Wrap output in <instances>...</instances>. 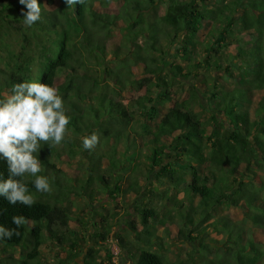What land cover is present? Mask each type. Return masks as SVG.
Instances as JSON below:
<instances>
[{
    "label": "trees",
    "instance_id": "obj_1",
    "mask_svg": "<svg viewBox=\"0 0 264 264\" xmlns=\"http://www.w3.org/2000/svg\"><path fill=\"white\" fill-rule=\"evenodd\" d=\"M105 1L0 0V18L22 34L20 48L9 55V78L0 82V101L27 127L0 129V249L24 246L25 264H47L42 245L63 247L71 240V251L58 253V264L80 263L79 242L70 236L73 211L63 204L71 189L58 177L62 169L52 157L62 155L55 142L79 152L84 135L101 191L114 186L115 198L143 196L128 222L142 244L118 234L133 264H264V0H145L152 9L148 19ZM126 3L137 8L141 0ZM117 28L136 44L129 59L120 53L109 57L106 38ZM171 46L186 65L168 57ZM183 68V76L196 77L207 89L205 101L195 82L187 96L178 97L176 74ZM152 77L158 79L154 84ZM4 91L13 99L4 98ZM126 92L133 93L128 103ZM40 113L47 134L37 123ZM52 115L70 136L56 130ZM109 142L108 154L102 153L101 144ZM106 155L110 167L101 171ZM40 165L55 180L48 175L42 183ZM154 182L167 186L162 195ZM161 196L173 206L158 203ZM223 207L242 215L218 212ZM169 218L179 240L199 243L187 249L186 259L184 243L174 249L173 261L151 246H161L156 227ZM94 226L91 237H110L108 218ZM99 252L90 247L83 264H114L111 253L106 263Z\"/></svg>",
    "mask_w": 264,
    "mask_h": 264
},
{
    "label": "rangeland",
    "instance_id": "obj_2",
    "mask_svg": "<svg viewBox=\"0 0 264 264\" xmlns=\"http://www.w3.org/2000/svg\"><path fill=\"white\" fill-rule=\"evenodd\" d=\"M11 3L15 2L16 0H10ZM105 1V0H104ZM119 3L120 6H117V8H120V10L127 8V10L134 11H140L144 13V16L146 19L149 17L153 18L152 16V9L150 8V4L146 2L145 0H141V3L135 8V6L132 7V4L129 5L126 3V0H114V3ZM105 3L110 4L111 7H115L117 4H114L113 1H105ZM59 9V8H58ZM7 10H3L2 15H5ZM60 16H63V13L61 10L58 11ZM4 17V16H3ZM124 23V20H122ZM208 26H206L202 32L198 35V40L196 42V48L198 51H201L202 45L206 40V32L208 30ZM117 31V32H116ZM115 35L112 37L111 40L106 38L107 44L112 48L110 51L109 57L112 59L116 58L115 53H120L121 56L123 54H126L129 58L132 56L130 55L132 49L136 48V44L133 43L132 38L126 37V35H123L122 29L119 30L116 29ZM135 37V36H134ZM137 39V38H135ZM144 38L142 36L137 39L138 43L143 44ZM22 43V34L21 32H17L14 29H12L10 26H8V23L0 18V82L3 80H6L9 78V73L12 70V66L14 65V62L9 59V55H11L12 50H18L20 48V45ZM130 47V48H129ZM168 57H171L173 62L176 64L181 65L182 67L186 65V62L181 59L180 55L178 54L176 50V46H171L167 49ZM155 54V53H154ZM134 59V58H133ZM10 60V62H9ZM10 63V64H9ZM134 63V62H133ZM111 64V65H115ZM128 64L134 67V65H137L134 63L131 64V61H128ZM33 72L32 75L34 76L37 72V66L34 64L33 66ZM170 70V68H169ZM135 73H137L136 78H140L142 74L137 72V68H134ZM186 72V70L183 68L182 71H180L181 74H176L177 78L179 79V82L175 84L174 90L178 92V97H185L189 94L190 88L192 87V84L194 82L196 85L200 88L199 91H202L204 93L203 100L205 101L206 97L208 96L205 90H207L198 80H195L196 77H186L183 76V73ZM158 79L156 77H152L151 84L156 83ZM150 84V85H151ZM144 87L143 89H140L139 92L145 91ZM134 91V89L132 90ZM30 91H27L29 93ZM201 92V93H202ZM200 93V94H201ZM4 95V98H6L8 101L13 99L12 95L9 92L4 91L1 93V95ZM133 93L126 92L124 103H128L130 100V97ZM138 95V93L136 94ZM135 95V96H136ZM24 106V105H23ZM45 115L39 114V117L37 119V123L39 122L47 134L48 127L45 125ZM55 118L56 120H54ZM52 125L56 127V130L58 132L61 131V133H65L67 136H70L72 134V131H65L62 127H60L63 124V121L58 120L55 115H52ZM0 129H5L9 133L18 132V131H24L27 129L26 125L21 123L19 121V117H16L15 114L11 115L8 109L1 103L0 101ZM94 131H97L95 129ZM209 131V130H208ZM97 133V132H95ZM94 133V137H97ZM99 136V135H98ZM31 139V137H30ZM80 140L83 141L81 144L82 146H79V152H73L74 147L66 146L64 147V144L55 142V144L58 146L59 150L61 151L62 155L60 157H52L54 161L58 164V167L61 170V172L58 173V177L63 181V185H65V188L71 189L69 197L63 202V204L70 206L72 209V217L75 220H72L70 223L71 226V233L70 236L73 237L72 239L76 238L79 242V246L76 247L77 250L82 251V256L78 257L76 260H78L80 263L83 264L84 259L88 254V251L90 247H94L96 249H99L98 259L101 261H105L106 263H109L110 258L108 257V254H112V262L114 264H133V261L128 254L127 250L122 249V245L119 243L118 240V234H127V236L135 242L136 245H141L142 242L139 241L135 237V231L128 226V222L132 219L136 218V213L134 206L135 204L143 198L142 195H135V194H128V196H125L124 194H114L117 195V198L112 196L111 188H108L107 191L103 192L100 188V182L98 179H96L94 172L91 170L92 161L87 156V153L85 152L87 150V146L85 144L86 137L84 135L80 136ZM97 140V139H96ZM112 142L109 143H102L101 148L99 150L102 153L108 154L109 149L112 146ZM125 145L123 144V147ZM41 151H43L41 149ZM108 155H106L102 162L99 164V168L101 171H103L106 167H110L108 163ZM118 171V170H117ZM119 172V171H118ZM125 176V180H129L127 177H129L128 171L123 172ZM51 175L54 178V174L52 170H49V174L46 172V168L42 165H40L38 169V178L42 183H46V180H48L49 176ZM37 176V175H36ZM127 182V181H126ZM128 183V182H127ZM103 184V183H102ZM156 191L162 195L163 192H165L166 185L160 184L159 182H154ZM105 186V184H104ZM154 186V185H153ZM98 194H94L93 198L90 196V192H98ZM101 191V192H100ZM182 194H180L181 196ZM26 198H30L29 195H25ZM163 202L162 196L159 197L158 203ZM165 203V206L167 208H170L173 206V203L171 201L168 202V200H165L163 204ZM160 205V204H159ZM169 205V206H167ZM164 211V210H163ZM166 212V211H164ZM176 210L173 209V213H175ZM218 212L220 213H230L233 217H240L241 211L238 209H230V208H221ZM102 216L105 218H108L109 222L111 223V234L110 237L106 241L102 240H96L95 238L90 236V233L94 230V224L98 223L102 220ZM176 217V213L174 214ZM82 219V221H80ZM176 223L178 218H175ZM172 221V218L168 219V222L166 224H158L156 227V231L160 235V240H158V243H161V246L157 244V241L152 243L151 246L153 250L164 253L166 256H168L170 261L175 260L177 257L174 249L177 246H180L182 242L179 240L177 236V224ZM170 229V231H167L166 228ZM143 227L140 226V231H143ZM82 235H86V237H83ZM211 237H215V234L213 233ZM72 245V241L68 240L67 244H65L63 247L56 245L55 243L48 241L44 245H42V256L41 259L45 261L47 264H58V261H60V256L58 257V253H62L64 250L67 251V254L71 251L70 245ZM185 247L183 249V259H186V252L187 249L193 250L197 249L199 246V243H193L191 241H186ZM26 247H18L17 249H8L3 250L0 249V264H25L24 260L27 259L25 257L26 254ZM24 253V254H23ZM187 261V260H185ZM99 262V261H98ZM34 264V263H30ZM75 264V263H73Z\"/></svg>",
    "mask_w": 264,
    "mask_h": 264
}]
</instances>
